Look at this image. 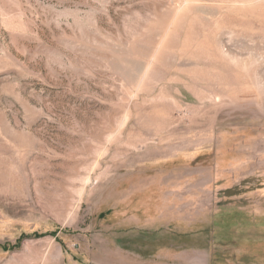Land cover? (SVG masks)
I'll return each mask as SVG.
<instances>
[{"label":"rangeland","instance_id":"1","mask_svg":"<svg viewBox=\"0 0 264 264\" xmlns=\"http://www.w3.org/2000/svg\"><path fill=\"white\" fill-rule=\"evenodd\" d=\"M0 264H264V0H0Z\"/></svg>","mask_w":264,"mask_h":264}]
</instances>
